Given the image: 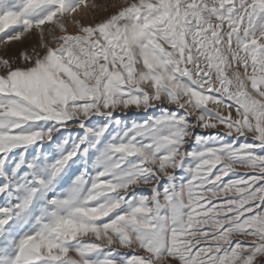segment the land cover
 <instances>
[{"label": "snow or ice", "instance_id": "snow-or-ice-1", "mask_svg": "<svg viewBox=\"0 0 264 264\" xmlns=\"http://www.w3.org/2000/svg\"><path fill=\"white\" fill-rule=\"evenodd\" d=\"M82 5L0 0V264H264V0Z\"/></svg>", "mask_w": 264, "mask_h": 264}, {"label": "rangeland", "instance_id": "rangeland-1", "mask_svg": "<svg viewBox=\"0 0 264 264\" xmlns=\"http://www.w3.org/2000/svg\"><path fill=\"white\" fill-rule=\"evenodd\" d=\"M131 0H85V5L81 6V9L77 13L72 14V18H64V24L69 34H76L77 28L75 26L74 20H79L84 24H91L97 21L108 18L109 16L115 14L120 10L121 7L126 6L127 3H130ZM62 33L57 30L55 35L59 36ZM47 35V34H46ZM4 39V34L0 33V41ZM39 45V35L33 31L32 35L29 36L23 42H10L7 47L0 43V58H9L13 59V66L23 67L20 60L18 59L19 53L21 51L27 50L31 52L33 47H38ZM52 46H56L55 43ZM209 107H213L209 105ZM232 116L235 117V109L230 110ZM130 112H135V109H130ZM227 115V110L224 112ZM135 118V117H130ZM238 172H245V169H237Z\"/></svg>", "mask_w": 264, "mask_h": 264}]
</instances>
